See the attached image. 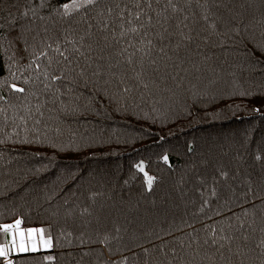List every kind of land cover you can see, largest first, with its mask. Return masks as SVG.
<instances>
[{"label":"trees","instance_id":"1","mask_svg":"<svg viewBox=\"0 0 264 264\" xmlns=\"http://www.w3.org/2000/svg\"><path fill=\"white\" fill-rule=\"evenodd\" d=\"M5 226L51 248L0 264H264V0H0Z\"/></svg>","mask_w":264,"mask_h":264},{"label":"crops","instance_id":"2","mask_svg":"<svg viewBox=\"0 0 264 264\" xmlns=\"http://www.w3.org/2000/svg\"><path fill=\"white\" fill-rule=\"evenodd\" d=\"M21 231L10 229L0 235V249H3L5 252V255L0 256V258H2L5 261H9L11 256L19 255V254L22 255L23 253H29V252L34 253L38 251V250L32 251L27 243L24 242L18 243L21 242L23 239V237H21L18 234V232L21 233ZM21 245H23L25 250L23 251L20 250ZM39 251H44V250H39Z\"/></svg>","mask_w":264,"mask_h":264},{"label":"rangeland","instance_id":"3","mask_svg":"<svg viewBox=\"0 0 264 264\" xmlns=\"http://www.w3.org/2000/svg\"><path fill=\"white\" fill-rule=\"evenodd\" d=\"M13 228V227H12ZM12 228H10L11 230H13ZM22 230V231H21ZM19 231H21V233L18 232V234L23 237L22 241L21 242H18V243H27L29 245V247L31 248L32 251L33 250V245H35V251L36 250H48L50 249L51 247L48 246V247H45L42 240H41V234L36 231V232H32L31 234H29V230H40L38 228H33V229H21ZM18 231V230H17ZM44 240H49L47 238H44ZM51 245V244H50Z\"/></svg>","mask_w":264,"mask_h":264},{"label":"snow or ice","instance_id":"4","mask_svg":"<svg viewBox=\"0 0 264 264\" xmlns=\"http://www.w3.org/2000/svg\"><path fill=\"white\" fill-rule=\"evenodd\" d=\"M87 2H88V3H93L94 0H87ZM61 55H63V53H61ZM13 89H14V91H18V92H23V91H24L23 89L15 88V86H13ZM165 159H167V158H165ZM140 170H141V171L143 170L142 166H141ZM147 183H148V186H149V188H150V187H151V184H152V178H151V177H148V178H147ZM19 223H20L19 221L16 222V227H18ZM11 227H13V226H5V230L7 231V230H8L9 228H11ZM36 231H38V232L41 234V240H42L44 246H45V247L50 246V244H51V240H50V239H49V240H44V239H43V230H42V229H41V230H29V234H31L32 232H36ZM35 247H36V246L33 245V250H35ZM20 250H21V251L25 250L24 247H23V245H21ZM3 255H5V252H4L3 249H0V256H3Z\"/></svg>","mask_w":264,"mask_h":264}]
</instances>
